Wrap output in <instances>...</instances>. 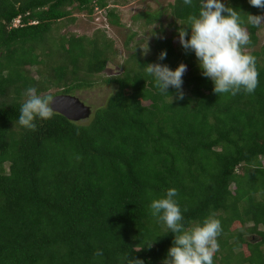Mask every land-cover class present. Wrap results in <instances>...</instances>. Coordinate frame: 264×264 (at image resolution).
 Listing matches in <instances>:
<instances>
[{"label": "trees", "instance_id": "trees-1", "mask_svg": "<svg viewBox=\"0 0 264 264\" xmlns=\"http://www.w3.org/2000/svg\"><path fill=\"white\" fill-rule=\"evenodd\" d=\"M222 2L264 15L248 0ZM115 5L0 0V264H124L128 255L162 264L174 235L150 214L147 194L173 187L186 228L210 213L220 219L214 264H264L263 26L249 27L245 48L257 60L256 90L218 96L195 54L179 43L199 0H173L169 10L143 14L146 27L159 25L151 54L134 33L122 73L103 77L118 56L115 41L102 29L93 37L64 35L57 24L75 23L76 10L105 11L122 26ZM165 11L173 19L168 28ZM154 63L173 70L185 64L182 88L161 93L145 70ZM100 80L117 90L88 124L54 113L34 131L19 125L27 89L72 95Z\"/></svg>", "mask_w": 264, "mask_h": 264}, {"label": "clouds", "instance_id": "clouds-1", "mask_svg": "<svg viewBox=\"0 0 264 264\" xmlns=\"http://www.w3.org/2000/svg\"><path fill=\"white\" fill-rule=\"evenodd\" d=\"M253 7L264 9V0H248ZM186 6H193L194 0H183ZM226 5L222 0H199L198 12L188 17L187 23L179 29V43L182 48L193 52L203 77L213 83V91L219 95L248 94L256 90L258 70L256 57L245 51L251 44L249 27L264 26V15L245 14ZM190 30V33H189ZM148 50V46H147ZM147 50L144 49L145 52ZM162 51L159 59H166ZM146 73L153 78L155 87L161 93L169 88L181 89L187 66L181 63L175 70L166 64L146 65ZM27 99L20 107L18 123L22 127L35 130L36 121L49 120L54 115L52 95L40 94L32 87L26 90ZM182 98V97H181ZM150 214L172 233L174 240L162 264H214V256L219 251V236L222 223L214 213L202 221L185 227L184 215L178 200L176 188H168L154 196L149 192ZM154 243V242H153ZM147 246L151 247L153 244ZM102 256V251H97ZM129 256V255H128ZM125 257L124 264H143L140 259Z\"/></svg>", "mask_w": 264, "mask_h": 264}, {"label": "rangeland", "instance_id": "rangeland-1", "mask_svg": "<svg viewBox=\"0 0 264 264\" xmlns=\"http://www.w3.org/2000/svg\"><path fill=\"white\" fill-rule=\"evenodd\" d=\"M173 0H116L115 7L118 8L122 20V26H114L111 24L107 12L98 11L94 16H89L86 13L74 11L73 16L77 18L75 23L63 21L57 24L60 32L64 35L77 34L80 36L93 37L97 30H105L110 38H112L118 49V56L115 62L110 61L106 72L103 77L117 76L122 73L119 65L133 54L134 44L129 45L130 35L136 33L137 39L143 40V49L148 50L147 55L151 54L149 46L153 43L154 34L153 30L159 28V25H152L146 27L144 25L145 19L141 16L145 13H153L162 10H169L168 6ZM140 17V18H139ZM173 19L169 16V11H165L163 22L168 28ZM172 36V30L167 34H162V39H167ZM260 45H264V26L260 32ZM36 75V69L32 71ZM117 86L114 84H104L101 80L98 81L90 89L76 91L73 96L78 97L86 106L92 109V116L79 122L80 124H88L93 118L95 112L104 107L111 96L116 92ZM61 90L53 89L46 95L56 96ZM61 94V93H60Z\"/></svg>", "mask_w": 264, "mask_h": 264}, {"label": "water", "instance_id": "water-1", "mask_svg": "<svg viewBox=\"0 0 264 264\" xmlns=\"http://www.w3.org/2000/svg\"><path fill=\"white\" fill-rule=\"evenodd\" d=\"M54 113L60 114L69 121L79 123L92 116V109L73 95H57L53 102Z\"/></svg>", "mask_w": 264, "mask_h": 264}, {"label": "built area", "instance_id": "built-area-1", "mask_svg": "<svg viewBox=\"0 0 264 264\" xmlns=\"http://www.w3.org/2000/svg\"><path fill=\"white\" fill-rule=\"evenodd\" d=\"M19 23H20V20H17V21H16V26H17Z\"/></svg>", "mask_w": 264, "mask_h": 264}]
</instances>
